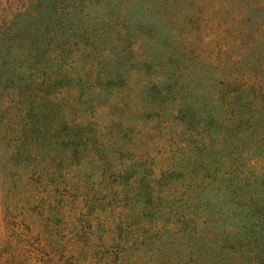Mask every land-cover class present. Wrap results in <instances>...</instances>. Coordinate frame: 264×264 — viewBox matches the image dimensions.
Returning <instances> with one entry per match:
<instances>
[{
  "label": "rangeland",
  "instance_id": "1",
  "mask_svg": "<svg viewBox=\"0 0 264 264\" xmlns=\"http://www.w3.org/2000/svg\"><path fill=\"white\" fill-rule=\"evenodd\" d=\"M34 94L94 225L149 230L107 262L264 264V0H0V105Z\"/></svg>",
  "mask_w": 264,
  "mask_h": 264
},
{
  "label": "trees",
  "instance_id": "2",
  "mask_svg": "<svg viewBox=\"0 0 264 264\" xmlns=\"http://www.w3.org/2000/svg\"><path fill=\"white\" fill-rule=\"evenodd\" d=\"M5 100L0 105V264L30 259L34 262L27 264H111L108 256L138 251L149 233L140 215L96 227L93 218L102 204L92 209L89 199L100 192H84L82 181L67 178L72 164L57 154L59 148L78 145L86 150L91 141L87 127L73 124L61 130L54 99L40 94ZM94 146L99 149L100 143ZM78 199L85 200V208L75 209Z\"/></svg>",
  "mask_w": 264,
  "mask_h": 264
}]
</instances>
